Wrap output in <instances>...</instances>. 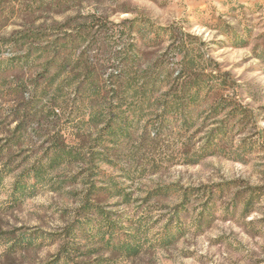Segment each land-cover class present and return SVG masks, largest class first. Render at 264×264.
Masks as SVG:
<instances>
[{"label": "rangeland", "instance_id": "rangeland-1", "mask_svg": "<svg viewBox=\"0 0 264 264\" xmlns=\"http://www.w3.org/2000/svg\"><path fill=\"white\" fill-rule=\"evenodd\" d=\"M28 30L75 43L0 74V264H264V0H0Z\"/></svg>", "mask_w": 264, "mask_h": 264}, {"label": "trees", "instance_id": "trees-1", "mask_svg": "<svg viewBox=\"0 0 264 264\" xmlns=\"http://www.w3.org/2000/svg\"><path fill=\"white\" fill-rule=\"evenodd\" d=\"M137 27L138 26L136 25V23L132 21L128 26V29L132 31L134 29H137ZM162 31H166V29L159 28L158 32H156L155 37H153L151 40L154 41L157 38L161 37ZM44 36H47V34L43 33V31L28 30L18 31L15 33V35L9 38H1L0 40L13 42L14 49L12 51L13 54L10 57H0V74L16 67L18 64H20V61H26L33 54L38 55V58L45 59L44 66L48 70L50 67L58 64L60 53L62 52V50L70 49V47H72V45L75 43L74 39L67 41L66 43H61L58 41V39H55L54 41H49L46 44H42V42L46 40ZM20 50H25V53L23 55H19V53L16 55L15 52H20ZM66 60V62H68V58H66ZM138 72L145 73L146 71L142 68H140V71L134 68L132 58L127 57L117 77L120 81L125 82L130 78V74H138ZM161 75L162 73L159 71L152 73V75H145V77L141 76L142 81L141 83H139V85L135 86L132 89L130 87H125L124 92H134L135 94H140L143 96H151L155 92L160 91L163 86L166 85L165 77L162 78ZM82 85V83L78 84L76 88L80 89ZM85 87L93 98H98L100 96L101 92L98 89L90 87L89 85H86ZM205 87V82L200 78H191L182 86V88L179 89V92L175 91V95L173 96L176 97L178 101L181 100L182 102H185L188 100L190 102H193L199 99L202 92L206 89ZM116 91V87H112V92L115 93ZM97 116L98 115H96L95 113V116H93V120H96ZM19 128L20 130L24 131L26 126L20 125ZM55 154L56 155L54 158V162L64 161L65 158L68 157L72 159L77 158V155H72L71 149L67 148H58L55 150ZM35 239L36 238H34L33 235H28L24 238V241L27 242L26 245H30L34 243ZM125 244L126 247H131L130 243ZM63 259L65 260L64 264H71L70 261H66V257H63Z\"/></svg>", "mask_w": 264, "mask_h": 264}]
</instances>
